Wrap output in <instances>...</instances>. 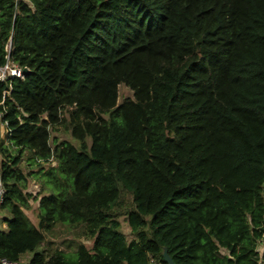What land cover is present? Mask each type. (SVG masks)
Instances as JSON below:
<instances>
[{"label": "trees", "instance_id": "obj_1", "mask_svg": "<svg viewBox=\"0 0 264 264\" xmlns=\"http://www.w3.org/2000/svg\"><path fill=\"white\" fill-rule=\"evenodd\" d=\"M10 35L30 71L0 82V258L264 264V0H0V64ZM56 224L91 246L41 249Z\"/></svg>", "mask_w": 264, "mask_h": 264}, {"label": "rangeland", "instance_id": "obj_2", "mask_svg": "<svg viewBox=\"0 0 264 264\" xmlns=\"http://www.w3.org/2000/svg\"><path fill=\"white\" fill-rule=\"evenodd\" d=\"M126 98H132V91L127 86H125L124 84L118 85L117 104H119L120 102H122ZM1 128H3V127L2 126L0 127V137L5 138V136H6L5 129L1 130ZM0 139H2V138H0ZM54 139H56V140H68L72 144H74L76 146L78 145V141L71 136V133L67 129L65 124L50 127V142H51V144H53L52 141ZM24 160H25V158H24ZM26 165H27L26 161H23L20 165L25 173L29 172L31 169L32 170L37 169V167H35L33 165H31L30 167H28ZM30 178H29V180L33 179L31 181L30 185H32V183H35L37 185L38 192L36 193V195H39V193H40L39 189H41V186H42L41 182L37 178H34V177H32L31 179ZM263 189H264V183H263ZM29 203H30V208L28 210H26L25 213L30 218V220L33 222V224L37 225V222H38V219H37V212H38L37 200L30 199ZM114 209L116 212V218L120 222V230L124 233V235L126 236V239L128 241L131 240L134 237V235L132 234L131 228L129 227L128 222H127V213L133 209V202H132V196L128 191H126V190L123 191L122 203L116 205L114 207ZM4 217L9 218L10 214L8 212H4V211L0 210V218H4ZM46 237H47V242L42 244L41 249L49 248V247H52V248L53 247H61L65 251L73 252L75 245L78 243H82L87 247L91 246V241H89V240L85 239L83 236L79 235V233H77V230H75L73 228L71 229V228H69L65 225H61V224H56L51 230H49L46 233ZM257 249H258V251L262 252L263 246L259 245ZM31 255H32V252H26L25 254H23L21 256L20 260L23 263L27 264Z\"/></svg>", "mask_w": 264, "mask_h": 264}, {"label": "built area", "instance_id": "obj_3", "mask_svg": "<svg viewBox=\"0 0 264 264\" xmlns=\"http://www.w3.org/2000/svg\"><path fill=\"white\" fill-rule=\"evenodd\" d=\"M12 37L8 38L4 45V62L0 64V82L5 83L8 86V89L3 92V95H9L11 91V84H12V79L13 78H23L24 73H23V68L22 66L16 64L15 62L12 61L11 57V48H12ZM5 128V132L7 133V122L2 121L0 117V127ZM37 185L35 183H32L29 187H27L24 192L30 193L33 196H37L36 193L38 192L37 190ZM4 188L1 182V173H0V205L3 202V196H4ZM32 197L30 199H32ZM1 226L3 228L6 227L5 223H2ZM262 252L259 251V257H261ZM0 264H25L21 260H10L7 258H0ZM28 264V263H27Z\"/></svg>", "mask_w": 264, "mask_h": 264}, {"label": "water", "instance_id": "obj_4", "mask_svg": "<svg viewBox=\"0 0 264 264\" xmlns=\"http://www.w3.org/2000/svg\"><path fill=\"white\" fill-rule=\"evenodd\" d=\"M29 69L27 67H24L23 68V73L24 75H27L29 73ZM162 256H163V260L167 263V264H172L173 261L171 259V257L169 256L168 252H167V249L164 248L163 250V253H162Z\"/></svg>", "mask_w": 264, "mask_h": 264}, {"label": "crops", "instance_id": "obj_5", "mask_svg": "<svg viewBox=\"0 0 264 264\" xmlns=\"http://www.w3.org/2000/svg\"><path fill=\"white\" fill-rule=\"evenodd\" d=\"M2 129H5V128L3 127V128H1V130H2ZM5 131H6V130H5ZM0 138H3V137H0ZM37 203H38V200H37ZM1 219H2V218H0V222H1ZM2 223H5V222H1V224H2ZM5 224H6V223H5ZM262 246H263V245H262ZM262 250H263V249H262Z\"/></svg>", "mask_w": 264, "mask_h": 264}]
</instances>
